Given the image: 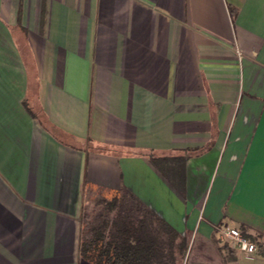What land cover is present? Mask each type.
I'll list each match as a JSON object with an SVG mask.
<instances>
[{
    "label": "crops",
    "instance_id": "1",
    "mask_svg": "<svg viewBox=\"0 0 264 264\" xmlns=\"http://www.w3.org/2000/svg\"><path fill=\"white\" fill-rule=\"evenodd\" d=\"M97 189L185 236L175 264H264V0H0V264H94Z\"/></svg>",
    "mask_w": 264,
    "mask_h": 264
},
{
    "label": "trees",
    "instance_id": "2",
    "mask_svg": "<svg viewBox=\"0 0 264 264\" xmlns=\"http://www.w3.org/2000/svg\"><path fill=\"white\" fill-rule=\"evenodd\" d=\"M184 169L183 163L182 188ZM105 195L103 212L84 227V258L94 264H175L186 256V237L135 194L121 189ZM260 251L264 255V243Z\"/></svg>",
    "mask_w": 264,
    "mask_h": 264
},
{
    "label": "built area",
    "instance_id": "3",
    "mask_svg": "<svg viewBox=\"0 0 264 264\" xmlns=\"http://www.w3.org/2000/svg\"><path fill=\"white\" fill-rule=\"evenodd\" d=\"M220 237L223 240L231 242L234 246L249 254L253 253L257 249L256 243L235 227H222L220 230Z\"/></svg>",
    "mask_w": 264,
    "mask_h": 264
},
{
    "label": "rangeland",
    "instance_id": "4",
    "mask_svg": "<svg viewBox=\"0 0 264 264\" xmlns=\"http://www.w3.org/2000/svg\"><path fill=\"white\" fill-rule=\"evenodd\" d=\"M106 192H101L98 189L93 190L88 195L89 197L92 196V198L88 199L87 202V216L86 220L90 221L93 217H97L98 214L103 212L104 210V204L102 203L103 198H105ZM109 197V196H107Z\"/></svg>",
    "mask_w": 264,
    "mask_h": 264
}]
</instances>
